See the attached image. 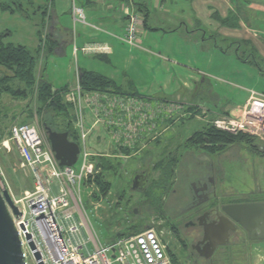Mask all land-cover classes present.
<instances>
[{"label":"rangeland","instance_id":"1","mask_svg":"<svg viewBox=\"0 0 264 264\" xmlns=\"http://www.w3.org/2000/svg\"><path fill=\"white\" fill-rule=\"evenodd\" d=\"M11 1L14 0H0V2ZM21 1L26 8L25 13L20 11L5 12L0 8V33L8 31L11 33L9 37L11 41L33 48L37 45V29L41 24L43 9L48 7L50 12L53 0ZM76 5L80 6L79 4ZM39 8L41 9L39 10ZM65 19L69 23L66 26L70 27L73 32H76L75 26H79V29L82 26L81 23L74 22L71 15H66V18L64 16V21ZM44 25L41 44L45 49L47 45L45 37H47L50 27L47 28V25ZM59 29L62 34H68L63 43V50L67 49V54L57 51L51 57L46 56L43 64L37 68V75L43 76L57 87L66 83H73L76 80V63L72 55L75 42L68 45L67 41L70 40L71 33H67L64 28L59 27ZM79 56L82 65L86 58H82V54ZM135 63L136 68L133 70L125 68L121 61H117L113 66L96 63L94 67L105 68V72L111 75L116 74L121 81L124 79L123 72H126L128 79L136 81L137 85L139 83L148 85L153 82L154 74L151 69L148 66ZM114 66L117 68L116 71ZM227 69L228 75L232 78L240 76V69L234 63L229 64ZM142 76H144L143 79ZM1 77L2 74L0 73ZM210 79L214 85L216 80L213 74ZM248 84L252 85L251 83ZM228 86L230 90H226L227 92L225 91V94L222 95V101L242 104L246 97L245 86L244 88L232 87L229 84ZM257 88L264 89V85L259 84ZM122 91L133 92L134 89L125 88ZM233 91L236 92L235 95H233ZM253 91H250V97ZM37 92L36 87L32 92H29L26 98L4 94L0 101V176L4 178L15 201L21 203L25 201L24 198L28 193L34 191L35 186L31 170L22 160L17 143L12 138L11 128L17 123L29 122L37 125L44 135H46L44 123H47L54 130L65 131L70 123L69 116L75 119L76 114V107L69 101V97L67 98L70 89L61 90L59 93L65 97V101L68 100L70 115L65 112L58 114L55 110L42 105L38 100ZM103 92L116 95L123 94L113 91ZM145 101L149 104L147 106L150 108L149 111L154 110L156 102L147 97H145ZM189 101L186 96L160 99L164 105L172 108L178 106V109L168 111L167 108H164L161 114L154 116L156 118L154 120L156 133L153 138L147 144L145 143L138 149L130 150L126 154H117V149L124 148L116 146L110 136L111 130H107L101 121H96L95 110L93 108L92 110L85 109L87 127L91 129V125L94 126L87 139L91 152L96 153V158L102 156L99 154H103L122 161L119 173L110 174L108 177V180L112 181V186L106 196L99 189L95 178H92L81 190L82 204L76 200L73 202L75 215L79 220L81 217L84 223L82 234L89 239V248L93 249L99 243L105 244L118 236L131 234L136 228L139 231L155 228L159 234L164 232L163 239L165 245L168 246V253L170 254V250L173 248H178L179 252L182 253L181 260L186 262L185 264H253L249 241L246 240V244L240 245V239L237 236L232 238V243H235L231 244L230 250L226 254H217L212 261L204 259L195 261L196 258L190 256L189 247L185 245L183 248L176 239L172 241L167 238L171 226L168 222H173L175 220L174 215L188 205L190 183L197 179V173L203 174L204 170L206 171L207 160L213 164L212 176L217 182L219 201H245L264 196V137L257 138L249 134L243 137L246 135L245 133L224 132L231 136L232 140L207 145V142L202 139L206 135L207 128H214L212 123L214 119L211 120L209 117V107L204 102L193 103ZM41 108L42 111H40ZM242 110L243 108L239 114ZM222 114L227 113L222 112L219 115ZM87 115H90L89 118ZM72 123L73 130H76L74 121ZM218 131L220 132V130ZM197 135L198 137H196ZM70 139L73 140L72 137ZM74 167L78 169L80 162H76ZM97 170L98 173L94 177L100 173L101 167H98ZM140 171H145L147 174L146 184L143 188L138 189L140 186L138 185L134 189L133 180L136 173ZM162 185H166L167 188L159 189L157 187ZM152 191L154 198L158 199L157 196L162 195L159 198L161 201L157 204H154L149 196ZM259 193L263 194L259 195ZM159 206L163 212L158 210ZM184 232L183 229L182 235L185 234ZM90 235L93 237L92 240H90ZM240 248H245L247 254L237 253Z\"/></svg>","mask_w":264,"mask_h":264},{"label":"crops","instance_id":"2","mask_svg":"<svg viewBox=\"0 0 264 264\" xmlns=\"http://www.w3.org/2000/svg\"><path fill=\"white\" fill-rule=\"evenodd\" d=\"M73 4L84 8L85 22L76 19ZM124 4L122 0H53L50 12L47 7L41 22L44 20L51 30L64 28L71 33L67 44L75 42L72 55L76 80L60 87L74 88L80 80V70L97 72L115 81L122 90L134 89L126 92L154 102L183 96L189 102H204L209 107L211 120L222 112L239 114L251 90L264 94V89L257 88L259 84L264 85V0H132L128 4L143 17V30L137 45L123 40ZM66 15L81 23V28L74 25L76 32L71 31L66 26L69 23L64 21ZM58 35L65 42L68 34ZM63 43L48 57L57 51L66 55ZM39 44L38 37L35 47H27L33 50ZM80 54L86 58L82 65ZM45 57L42 56L39 66ZM117 61L132 70L136 68L135 62L148 66L154 74L153 82L137 85L136 81L128 79L126 72L121 81L116 74L105 72V68L94 67L96 63L113 66ZM233 63L240 69L238 78L228 75L227 66ZM114 70H117L115 66ZM212 74L216 80L214 85L210 79ZM228 84L245 86L246 97L242 104L222 101V95L230 90Z\"/></svg>","mask_w":264,"mask_h":264},{"label":"built area","instance_id":"3","mask_svg":"<svg viewBox=\"0 0 264 264\" xmlns=\"http://www.w3.org/2000/svg\"><path fill=\"white\" fill-rule=\"evenodd\" d=\"M122 1L126 17L123 40L129 45H137L143 30V17L128 4L132 0ZM73 14L77 20L86 21L82 6L73 4ZM67 98L76 107L74 125L80 146L78 169L74 167L76 163L73 166L59 164L47 136L34 123H17L11 128L12 138L31 170L35 186L24 202H16L21 215L13 217L22 241L25 263L40 264L27 239L30 234L43 264H174L155 228L99 243L90 249L89 239L82 234L84 223L75 215L73 202L82 204V188L98 173L96 154L87 144L94 126L87 127L85 109L95 110L96 121L111 130L110 136L116 146L134 150L147 144L155 135L154 116L161 114L164 108L175 111L178 106L172 108L157 101L154 110L149 111V104L143 97L85 92L80 80L70 89ZM212 123L223 132L264 137V94L253 91L239 115L222 114Z\"/></svg>","mask_w":264,"mask_h":264},{"label":"trees","instance_id":"4","mask_svg":"<svg viewBox=\"0 0 264 264\" xmlns=\"http://www.w3.org/2000/svg\"><path fill=\"white\" fill-rule=\"evenodd\" d=\"M0 8L2 9V11H20L23 13L26 12V8L23 6L21 0H14L11 2H0ZM40 9L41 8H39V10ZM46 13L47 8L43 9L44 16L46 15ZM41 23L42 24L38 29V37L40 40V44L37 48L33 50L29 49L23 44L8 41L7 39L11 35L10 32L7 31L0 33V73L2 74V77L0 78V101L2 100L4 94H10L18 98H26L29 92H32L37 87L38 100L42 105L55 110L58 114L65 112L70 115L69 103L64 100L65 97H63V95H59L61 90L69 88L67 86L57 88L51 82L46 80L43 76L41 77V75H37V68L39 66L42 54H45L43 56H49L55 51L58 45L64 42L62 39L63 37L58 35L62 33L59 28L56 27L55 30L49 29L47 37H45L47 45L44 49L41 44L43 40V30L45 28L44 20H42ZM80 84L85 92L113 91L121 92L123 94L128 95L130 94L128 92L122 91V89L116 85L115 81L97 72L80 70ZM40 111H42V108L40 109ZM68 120L70 123L69 126H67V128L65 129V131H68L69 137H72L74 141L79 143V136L77 130H73L72 127V122L74 121V119L72 116H69ZM214 128H207V132H204L206 135H204V138L202 140L207 142V145H210L212 143L216 144V142L221 143L223 141L228 142L229 140H232L231 136L224 132H219L218 130H215L216 128ZM245 136H247V134L243 137ZM196 137H198V135ZM116 152L117 154H126L130 152V149H117ZM121 166L122 161L116 159L115 157L112 158L110 156L102 155L97 158L96 167L97 169L98 167H101V171L97 175V177L94 178L103 195L106 196L112 186V181H109L108 177L110 176V174H118L119 170H121ZM90 180H92V178H89L88 182ZM157 187L159 189H165V187L167 188L166 185ZM149 196L151 197V200H153L154 204H157L159 201H161V199L159 198L162 197V195H159L157 196L159 197L158 199L156 197L154 198L153 191L152 194L150 192ZM158 210H161L163 212L161 206L158 207ZM137 229L138 228H136V230L131 234H126L125 236L143 232ZM120 237H123V235L118 236L114 240H111L109 242L115 241Z\"/></svg>","mask_w":264,"mask_h":264},{"label":"flooded vegetation","instance_id":"5","mask_svg":"<svg viewBox=\"0 0 264 264\" xmlns=\"http://www.w3.org/2000/svg\"><path fill=\"white\" fill-rule=\"evenodd\" d=\"M207 161L205 165L206 171L204 170L203 174L196 172L197 179L190 183V189L188 190V205L174 215L175 220L173 222H168L171 226L169 227L167 238H170L172 241L176 239L183 248L185 245L189 247L190 256L196 258L195 261H197V259L212 261L217 254H226L227 251L230 250L231 244L233 245V243H235H232V238L237 236L240 239V245L246 244V240L249 241V248L253 260L252 263L264 264L263 221L260 223V226L254 229L252 228V233L250 234L244 225L231 219L224 209L225 206L232 204L252 202L263 203L264 196L245 201H219L217 182L212 176L213 164L210 160ZM146 175L145 171L136 173L133 180V188L134 184H136L135 188H137L138 185H140L138 189L143 188L147 180ZM137 176H139L140 180L136 179ZM261 194L259 193V195ZM229 221H231L234 226ZM183 229L185 231L184 235H182ZM226 231L229 232V237H226V243H222L225 240ZM160 235L164 241V232L162 231ZM166 249L168 250L167 245ZM237 251V253L240 254H247L245 248H240ZM170 255L174 264L186 263L182 262V253L181 251L179 252L178 248L170 250Z\"/></svg>","mask_w":264,"mask_h":264},{"label":"water","instance_id":"6","mask_svg":"<svg viewBox=\"0 0 264 264\" xmlns=\"http://www.w3.org/2000/svg\"><path fill=\"white\" fill-rule=\"evenodd\" d=\"M44 129L59 164L73 166L78 161L80 154L79 143L70 139L68 131L54 130L47 123H44ZM136 179L139 180V176ZM135 187L136 184H134V189ZM224 209L231 219L244 225L250 234L252 233L251 229L260 226L262 221L264 225V202L232 204L225 206ZM20 215L19 206L4 178L0 176V264H26L22 241L13 218ZM229 222L233 225L231 221ZM226 237H229L228 231H226L225 240L222 243L227 242ZM27 239L36 259L40 264H43L40 261L41 254L36 250L30 234H27Z\"/></svg>","mask_w":264,"mask_h":264}]
</instances>
